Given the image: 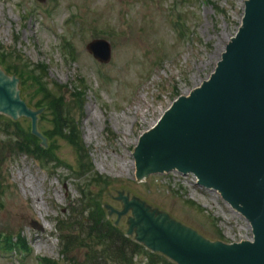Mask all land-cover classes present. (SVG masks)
<instances>
[{
    "label": "rangeland",
    "instance_id": "rangeland-1",
    "mask_svg": "<svg viewBox=\"0 0 264 264\" xmlns=\"http://www.w3.org/2000/svg\"><path fill=\"white\" fill-rule=\"evenodd\" d=\"M246 1L0 0V71L17 77L40 131L31 133L33 115L0 110V264H113L79 226L81 218L91 221L89 213L80 218L85 202L139 246L125 264H149L146 253L152 264H177L168 251L138 240L134 228L129 234L128 202L151 205L149 213L187 224L197 238L226 246L255 241L251 222L198 186L193 171L138 179L132 168L136 141L225 61ZM95 41L106 42L108 62L87 50ZM96 47L106 56V46ZM41 64L44 71L35 67ZM30 70L62 92V127L41 108L37 82L23 81ZM18 135H35L44 152L26 148Z\"/></svg>",
    "mask_w": 264,
    "mask_h": 264
},
{
    "label": "water",
    "instance_id": "water-1",
    "mask_svg": "<svg viewBox=\"0 0 264 264\" xmlns=\"http://www.w3.org/2000/svg\"><path fill=\"white\" fill-rule=\"evenodd\" d=\"M244 10L236 40L226 45L225 61L210 82L179 99L135 146L138 179L171 166L194 169L199 183L219 186L224 201L239 204L253 225L254 244L224 247L223 241L197 238L187 224L161 218L160 211L149 213L151 205L143 201L124 204L129 234L134 228L138 240L168 251L177 264H264V0H250ZM98 45L108 49L104 41L86 47L108 62L109 49L102 56ZM0 72V110L31 115L18 82ZM32 120L31 133L40 134L37 116Z\"/></svg>",
    "mask_w": 264,
    "mask_h": 264
},
{
    "label": "trees",
    "instance_id": "trees-1",
    "mask_svg": "<svg viewBox=\"0 0 264 264\" xmlns=\"http://www.w3.org/2000/svg\"><path fill=\"white\" fill-rule=\"evenodd\" d=\"M35 67L39 68L40 70L42 69V71L45 70L44 64ZM15 73L16 75H19V73H17L16 71ZM25 77L26 79L23 81H27V82L30 81L32 82V84H35L37 82V86L41 88L42 97H44V101L41 108H45L46 111L51 110L50 115L52 119H54V123L57 122L62 127L64 123V118H62V114L64 113V105H65L62 92H60L59 88H58V92H59L58 93L56 92L57 88L55 89L54 86L52 87L49 85H45V82L43 80H40L41 79L40 75H37L36 73L34 74L33 70L27 72L25 74ZM19 80H22V77L19 76ZM42 82L44 83V85ZM77 95H80V93H78ZM0 117L4 118L1 115ZM9 121L11 120H8L7 122ZM7 122L3 124L5 132H7L10 129V127L13 125L12 121L10 123ZM67 123L71 124L69 121H67L66 127H67ZM68 128H73V126ZM18 139H20L19 143L21 144L23 143V145L26 148H30L32 144L33 147L38 152L43 151L40 144L41 142L39 138L36 137L35 135L33 136L30 135V137L29 135H24L22 140L21 137L18 135ZM90 204L91 203L89 202H85L83 206L85 209L81 213H79L80 218L82 215L88 216L89 213L88 218L91 219V221L89 222L84 221V223L81 220L82 218L80 219L81 223H79V226L80 227L82 226L81 229H84V233L86 235L85 238L88 239L92 244L100 241L102 243L101 248L104 251V255H107L108 259H112L114 257V260H117V261H113V264H125L126 262H128V259H130L135 253H137L139 246L135 244L133 240L126 238L125 235L119 229L115 228L110 222H107L105 220V217L101 216L100 207L94 210L92 209ZM61 229L62 228H59V230ZM63 237L67 245L72 246V244L70 243L72 235L66 234L65 236L63 235ZM144 257H147V259L149 260V264H152L154 262L153 257L151 255L146 253ZM99 258L103 259V256ZM43 262H44L43 264H47V262L44 259Z\"/></svg>",
    "mask_w": 264,
    "mask_h": 264
},
{
    "label": "bare ground",
    "instance_id": "bare-ground-1",
    "mask_svg": "<svg viewBox=\"0 0 264 264\" xmlns=\"http://www.w3.org/2000/svg\"><path fill=\"white\" fill-rule=\"evenodd\" d=\"M246 2H248V1H246ZM218 67H219V65H217L216 66V68L215 69H218ZM212 77H214V72L210 75V78L209 79H211ZM197 92V91H196ZM196 92H191L193 95L196 93ZM189 97V96H188ZM184 99H186V98H184ZM139 109V107L136 109V110H138ZM164 121V117H163V119L161 120V121H159V122H155L154 124H152V127L151 128H149L148 130H146L145 131V133L143 134V136H145V134H148V133H151V132H154V131H156L157 130V124L158 123H161V122H163ZM136 143H138V140L136 141ZM140 143H141V141H139V145H137V146H140ZM135 159H136V157H135ZM124 166H126V165H124ZM123 166V167H124ZM132 168H134L136 171L138 170V160L136 159V162L132 165ZM191 170H193V169H191ZM191 170H189V171H191ZM171 171H175V172H177V173H180L181 171H184V170H182L181 168L179 169V168H177V167H175V166H171V167H169V168H167V169H164V170H161L160 172H167L166 174H168L169 172H171ZM188 171V172H189ZM187 174V173H186ZM194 180L197 182V183H199L198 182V180L196 179V177H195V174H194ZM200 185H202V186H204L206 189H209L210 191H216V192H218L219 194H220V196H222L223 197V195H222V192H221V190L219 189V186H213V185H209V184H206V183H199ZM232 206H233V203L232 202H229ZM36 208H37V206H36ZM255 243V241L253 242V243H251V244H254ZM250 244V245H251ZM242 245H246V244H242ZM224 247H228V246H226V245H223ZM237 246H240V245H237Z\"/></svg>",
    "mask_w": 264,
    "mask_h": 264
}]
</instances>
